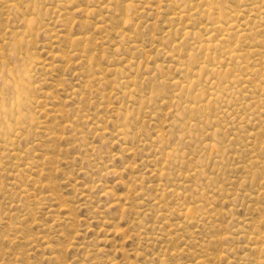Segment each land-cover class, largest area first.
<instances>
[{
  "label": "rangeland",
  "instance_id": "374dc122",
  "mask_svg": "<svg viewBox=\"0 0 264 264\" xmlns=\"http://www.w3.org/2000/svg\"><path fill=\"white\" fill-rule=\"evenodd\" d=\"M0 264H264V0H0Z\"/></svg>",
  "mask_w": 264,
  "mask_h": 264
},
{
  "label": "bare ground",
  "instance_id": "6f19581e",
  "mask_svg": "<svg viewBox=\"0 0 264 264\" xmlns=\"http://www.w3.org/2000/svg\"><path fill=\"white\" fill-rule=\"evenodd\" d=\"M206 1V0H205ZM207 1H210V0H207ZM66 2V1H65ZM178 2V1H177ZM218 12H220V10L218 11ZM223 13V12H222ZM225 13V12H224ZM188 14V13H187ZM219 14V13H218ZM218 14H217V16H218ZM228 14V13H227ZM188 15H190V13L188 14ZM187 15V16H188ZM219 15H221V14H219ZM224 15V14H223ZM216 16V17H217ZM222 16V15H221ZM221 16H219V18L221 17ZM227 16V15H226ZM225 16V17H226ZM233 17V16H232ZM216 20V19H215ZM227 20H229V19H227ZM226 20V21H227ZM214 21V20H213ZM223 21V20H222ZM231 21H233V20H231ZM225 22V21H224ZM229 22V21H228ZM228 22H226L227 23V26L228 25H230V23L228 24ZM213 24H216V26L217 25H219V20H216V21H214V22H212ZM233 23V22H232ZM224 24V23H223ZM222 26V25H221ZM230 26H232L233 27V25H230ZM212 27V26H211ZM213 28V27H212ZM205 29L207 30V28L205 27ZM218 29V28H217ZM227 28H225L224 30H226ZM204 30V29H203ZM211 31V30H210ZM217 31V30H216ZM227 32L229 31V30H226ZM189 32H190V30H189ZM192 32V31H191ZM190 32V33H191ZM186 33H187V30H186ZM185 33V34H186ZM209 29H208V31H207V35H206V37H205V39H202V43L200 42V41H198V42H200L199 43V45H198V48H200L201 50H203V52H204V57H205V60L202 62V64L200 65V67H199V69L200 70H203L205 73H214V70L216 69H214V65H213V63L211 62L212 60L214 61V59L215 60H217V57H215L214 56V54H213V50L216 48V44L215 43H213L214 41H215V39H214V37H213V34H211V33H209ZM224 34V33H223ZM224 37V36H223ZM225 38V37H224ZM219 40V38H216V40ZM222 39V38H221ZM219 42V41H218ZM217 42V43H218ZM219 47V46H218ZM224 47V46H223ZM234 48V47H233ZM233 48H224L223 50L225 51V54H227V58H229V57H231V56H233V59H235V58H238L239 56L237 55V54H234L235 53V51H234V49ZM215 51V50H214ZM224 51H223V53H224ZM224 58V57H223ZM226 58V57H225ZM227 60V59H226ZM177 62V61H176ZM216 63H219V61H217ZM180 64H182L183 65V63H180ZM216 67V66H215ZM182 68V67H181ZM183 71H185V73H186V71H191V74H190V78L192 79L194 76H195V79L196 80H198V78H200V74H199V72H196V71H192V69H188V67H185V68H183L182 69ZM209 77V76H208ZM213 77V76H212ZM195 82V81H194ZM197 83L198 82H196V83H194L195 85H197ZM212 84V83H211ZM213 85V84H212ZM210 87V86H209ZM200 90V89H199ZM198 90V91H199ZM220 92L221 91H219V94H220ZM192 94V93H191ZM198 94H199V92H198ZM201 94V93H200ZM199 94V95H200ZM196 97V96H195ZM198 98V97H197ZM216 98H218V94H217V90L216 89H214V90H210L209 92H208V98H207V101H206V103H208V102H213L212 100H215ZM190 101H192V102H194V100L192 99V100H190ZM189 101V102H190ZM198 101V100H197ZM188 102V103H189ZM205 105V104H204ZM204 105H202V106H204ZM207 106V105H206ZM199 110V109H198ZM200 113V112H199ZM13 114V113H12ZM11 114V115H12ZM176 116V115H175ZM206 116V115H205ZM9 118H10V116H9ZM13 120V119H12ZM9 125V124H8ZM10 126V125H9ZM8 126V127H9ZM10 128V127H9ZM194 130V129H193ZM10 132V131H9ZM212 149V148H211ZM214 151V150H213ZM188 211V210H187ZM186 213V212H185Z\"/></svg>",
  "mask_w": 264,
  "mask_h": 264
}]
</instances>
